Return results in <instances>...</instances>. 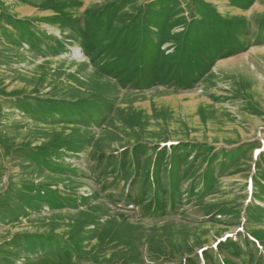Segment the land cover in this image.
<instances>
[{"label": "rangeland", "instance_id": "1", "mask_svg": "<svg viewBox=\"0 0 264 264\" xmlns=\"http://www.w3.org/2000/svg\"><path fill=\"white\" fill-rule=\"evenodd\" d=\"M0 264H264V0H0Z\"/></svg>", "mask_w": 264, "mask_h": 264}, {"label": "bare ground", "instance_id": "2", "mask_svg": "<svg viewBox=\"0 0 264 264\" xmlns=\"http://www.w3.org/2000/svg\"><path fill=\"white\" fill-rule=\"evenodd\" d=\"M48 29L50 30V28H48ZM71 50L73 51V52H72V53H73V56H72V57H74V58H78V51H79V50H78L77 48H72Z\"/></svg>", "mask_w": 264, "mask_h": 264}]
</instances>
